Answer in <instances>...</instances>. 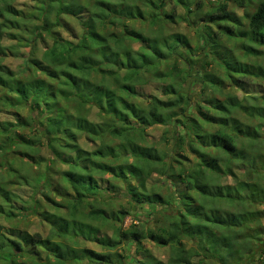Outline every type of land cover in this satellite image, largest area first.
I'll return each mask as SVG.
<instances>
[{
	"label": "trees",
	"instance_id": "obj_1",
	"mask_svg": "<svg viewBox=\"0 0 264 264\" xmlns=\"http://www.w3.org/2000/svg\"><path fill=\"white\" fill-rule=\"evenodd\" d=\"M244 17L246 27L228 0H0V42L28 48L18 51V69L0 63V153L9 178L0 191L11 198L10 182L60 199L45 193L31 205L46 234L0 235V261L190 264L181 260L195 254L201 264L214 251L217 264L242 263L237 238L264 236V166L256 160L264 127L244 157L239 132L256 130L229 88L241 77L220 72L228 60L241 66L239 44L263 53L264 0ZM181 21L193 41L176 29ZM6 52L0 45L1 58ZM155 124L163 129L152 139ZM41 160L39 179L23 176L21 164ZM146 206L165 209L157 232L137 216ZM127 216L135 222L124 228ZM144 239L168 245V263L128 255L127 244L138 252Z\"/></svg>",
	"mask_w": 264,
	"mask_h": 264
},
{
	"label": "rangeland",
	"instance_id": "obj_2",
	"mask_svg": "<svg viewBox=\"0 0 264 264\" xmlns=\"http://www.w3.org/2000/svg\"><path fill=\"white\" fill-rule=\"evenodd\" d=\"M17 1H19V3L21 2L22 4H24L27 0H17ZM210 1H215V0H210ZM259 1H263V0H244L245 2L244 5L238 6L234 1L228 0V9L231 12H234L236 15H238L241 21L243 22V25L246 27L247 21L244 15L245 13H251L255 9ZM179 12H182L180 8H179ZM175 27L176 29L185 32L190 37V40L193 41L195 32L188 22L181 21L177 23ZM234 39L237 40L238 38L234 37ZM227 43L230 45L229 42ZM10 44H11L10 42H6V41L0 42L1 47L7 49L8 51L5 53V56H3L2 58L0 56V63L6 66H9L11 69L16 70L18 69V66H17L18 63L21 61V57L18 58V53H19L18 51H21L22 53L21 55H24V54H27L28 48L21 47L19 50L18 48H13L10 50L8 48ZM243 45L239 44V48L237 47V49L234 50L236 55L242 61L241 66H240V62H239V65H237L235 61L228 60L227 61L228 63L225 65V69H224L225 71L222 69V72H220V74L222 77H225L228 80H231V78L233 79V76H235L236 74H238V76L241 77L240 79L236 78L234 80L236 83H239V85L234 84V86H230L229 88L232 91V93L237 94L238 99L240 100L242 99L241 103L245 107H247V112L251 114L250 115L251 120H246V123L249 124L250 122H252L251 126L254 127L253 129L256 130V133L252 131L246 133L247 128H244V133L239 132V135H241L240 139H243L247 145L244 151V157H247L246 151L247 150L251 151L250 150L251 145L247 143V140H249L250 142H254L255 144H258V141L261 139L262 134H263V131H261L260 129L264 127V113H263L264 112V69H261L257 66L264 67V47L262 46L257 47L258 50L263 52L261 53V56H259L257 55L258 54L257 50L254 49V47H250L248 43H243ZM238 50H241L243 52L241 51L239 52ZM227 54H228V51H227ZM257 56L259 57L257 58ZM244 63H246L247 65L249 64V65L246 66ZM235 86H238V88L236 89ZM245 86L246 88L251 89V90H247ZM242 87H244L245 91L249 92L250 94L249 95L245 94L243 96ZM152 92L158 94L157 91L152 90ZM234 101H236L235 98H234ZM242 111H246V108ZM1 118H3V115L0 113V120H2ZM159 131H160L159 127H155L154 129L151 130L153 135H157ZM247 134L249 135V138L247 137L244 138V136ZM259 146H260L259 148H261L262 146L264 147V141L261 142ZM47 153L48 152L45 150V148H41V154L44 157L48 156ZM252 157H253L252 155L249 156V158H252ZM3 160L4 158L2 157V154L0 153V182H4L5 180L9 179L8 176H6L7 175L6 170L1 165V162H3ZM256 160L260 161L259 165L261 168H263L264 156L258 155V158H256ZM17 161H18V164H17ZM19 162H20L19 159L18 160L14 159V167H18ZM24 163H25V166L24 164L23 165L21 164L20 166L21 167L20 169H22L21 172H23V176L27 175V177H33V179L35 178L36 180V178L39 179L38 178L39 175H41V173L45 170L46 163L44 160L39 161L38 165L31 164L29 166L26 161ZM156 179L157 177L153 176L152 181H155ZM222 180L223 179H220V181ZM225 182L232 184L233 180L229 177L228 179L224 181V184ZM6 188H8L11 191V195H10L11 198H9L5 193L0 191V235L3 233H5L6 235L9 229H12V231H16V229L20 231L26 230L31 233L37 230L40 232L43 231L46 234V230L41 226L40 220L37 217V215L30 213L31 212L30 208H31V205L34 203V201L37 198H39L41 195H45V193H47V194H51V196L54 197L53 193L48 192V189L43 188V187H40L39 189L38 187L34 189L33 187H29L25 185H19L18 187H13V185H11L10 182L8 183ZM222 190L223 189H220L219 191H222ZM208 196H210L209 200L214 199V197H211V195H203L202 197H204V199L206 198L208 199ZM54 199L60 201L59 197H54ZM218 199H220V197ZM218 199L215 198V201ZM112 203L114 207L117 205L116 204L117 201L115 203L113 200ZM43 206L44 205H40L38 207L39 211L42 210ZM226 206L227 205L223 203L222 207L224 208ZM27 208H29L30 210H27ZM226 208L231 209V206L229 207L227 206ZM157 209L158 208L146 206V207H143L142 210H140V212L137 214V216L138 215L140 216L139 217L140 219L145 221V222L142 221L143 223L142 225L147 227V229H151L152 231H155V232H157L156 230L158 226L161 224L160 219L162 218V212L165 211V209H161V210L158 209L159 212L157 213L156 212ZM263 215L264 214H262L261 223L264 225ZM132 221L133 220L131 219V216H127L123 221V227L126 228ZM237 241H238L237 247L239 251L237 255L240 256L241 259L243 260V262L240 264H264L263 256H259L260 248L264 247V236L261 237L260 240H256V241L248 240L247 238H244L243 236L242 238L238 237ZM183 243H185V246L187 247L191 245V241L188 239H184ZM226 244L227 243L225 242H221L219 243V246L223 247V246H226ZM83 245L99 249V247L93 243L83 242ZM127 245H128L127 247L130 249V251L129 249H127L128 255H133L137 259H139V261H142V262L149 261V257L147 253L150 254V257L152 258L153 261L159 260V261H163L166 263H168L167 261L170 260V257L172 255L170 247L168 245H158L157 243H154L153 241L148 240V239L143 240V244H142L143 249H140L138 252H136L137 249H135L134 244H127ZM229 246H230V243L228 242L226 249ZM228 249H231V247ZM251 249L254 252L252 251L251 253ZM145 250H147L148 252H146ZM190 253L192 252L190 251ZM211 253H212L211 256H213L212 257L213 259H205L201 264H217L220 262V259L217 253L214 251H211ZM199 259H201V256H196L195 254L194 255L187 254L186 257L183 258L181 261L186 260L190 264H200V262H198ZM0 264H5V263L3 261H0ZM181 264H184V263H181ZM232 264H235V263H232Z\"/></svg>",
	"mask_w": 264,
	"mask_h": 264
},
{
	"label": "crops",
	"instance_id": "obj_3",
	"mask_svg": "<svg viewBox=\"0 0 264 264\" xmlns=\"http://www.w3.org/2000/svg\"><path fill=\"white\" fill-rule=\"evenodd\" d=\"M155 127H159L160 128V131H159V133L157 135H153V133L151 132V130L154 129ZM162 129H163V125L162 124L161 125L160 124H155V125L151 126L148 129V132L150 131L149 134H150V136H151L152 139L153 138L157 139L159 137V135L161 134Z\"/></svg>",
	"mask_w": 264,
	"mask_h": 264
}]
</instances>
